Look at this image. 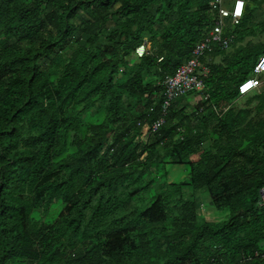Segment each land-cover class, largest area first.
<instances>
[{"label": "trees", "instance_id": "trees-1", "mask_svg": "<svg viewBox=\"0 0 264 264\" xmlns=\"http://www.w3.org/2000/svg\"><path fill=\"white\" fill-rule=\"evenodd\" d=\"M208 1L0 0V264H264V116L234 105L264 45L227 53L264 31L249 0L229 48L200 59L222 58L205 65L206 101L175 99L145 143L130 138L141 127L117 131L158 118L163 78L215 24ZM149 165H186L189 180L142 182ZM182 185L227 218L198 221Z\"/></svg>", "mask_w": 264, "mask_h": 264}, {"label": "built area", "instance_id": "built-area-1", "mask_svg": "<svg viewBox=\"0 0 264 264\" xmlns=\"http://www.w3.org/2000/svg\"><path fill=\"white\" fill-rule=\"evenodd\" d=\"M210 10L216 15L214 26L206 32V34L195 44L191 51L190 57L179 66L172 75H167L163 78L162 84V101L160 105V115L151 124H141L140 121L120 122V127L117 125V131L121 132L128 127H141L140 134L134 135L130 133V137L137 140L148 141L159 127L163 124L172 102L182 96L188 94H197L202 100L206 101L208 95L204 92L205 86L203 78L208 73V68L204 66L200 59L208 52H211L216 46L221 50L229 48L233 41V34H225L224 29L229 26L235 27L239 24L245 8V0H209L207 2ZM226 5L230 7L227 8ZM147 53L145 44L139 45L134 54L136 57H141ZM124 68V72H125ZM122 72V69H120ZM264 82V55H262L253 67L252 75L243 80L238 85V94L245 96L256 92ZM227 106L213 107V111L217 113L224 112ZM202 108L199 109L201 111ZM261 203L264 205V187L260 190ZM213 262L206 263L212 264Z\"/></svg>", "mask_w": 264, "mask_h": 264}, {"label": "rangeland", "instance_id": "rangeland-1", "mask_svg": "<svg viewBox=\"0 0 264 264\" xmlns=\"http://www.w3.org/2000/svg\"><path fill=\"white\" fill-rule=\"evenodd\" d=\"M249 3L251 6L255 7L254 13H253V24L255 27H259L260 25L264 24V3L256 4L253 0H249ZM256 4V5H255ZM227 8H229V5H226ZM259 45H264V31H260L257 29L254 34L247 35L244 37V39L237 43L234 47L229 49L227 53H233L235 49L239 47H257ZM222 58L216 57L212 60L208 58L204 61V66L209 62L214 63H220ZM263 88H259L256 92L250 93L246 96H240L234 101V105L236 107H244L246 105L249 106V109L251 110V118L253 120H257L260 117L264 116V111L260 112V115L257 113L256 105H257V99L254 97L257 93L262 91ZM202 99L197 94H191L188 97V105H189V111L192 109H195L198 105L202 103ZM130 115V113H128ZM127 122H130L131 117H127ZM120 127V124L118 125ZM118 129V128H117ZM120 133V132H119ZM134 141L137 139L134 137H130ZM142 143H145V140H138ZM207 143H204L203 146H206ZM193 161H197L198 155H194L191 157ZM188 173L189 168L186 165H165L164 169H159L156 166H148L145 176L142 178V182L149 181L150 177H155V185L161 183V182H167L169 184L172 183H184L188 182ZM181 200L182 201H192L197 202L198 206L196 208V219L199 221L201 218L205 221L218 223L222 222L227 218V210H215L214 203L208 194L207 191L200 189V190H193L189 185H182L181 186ZM154 195L153 190H149V192L145 193L143 195L148 201L145 202V205L148 204L150 200H152V197ZM146 201V200H145ZM171 206L175 207L177 205L176 201H171ZM133 204L130 205L128 209H131ZM141 207V205H140ZM60 209V204H53V206L50 208L49 212L43 217L46 220H51L56 216V213ZM120 214L115 215V217H118ZM37 216V215H35ZM9 264H19L17 262L9 263Z\"/></svg>", "mask_w": 264, "mask_h": 264}]
</instances>
